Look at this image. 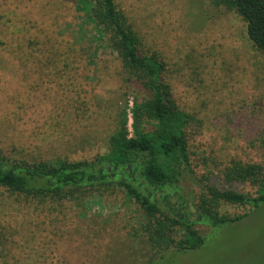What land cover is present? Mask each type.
<instances>
[{
  "label": "rangeland",
  "instance_id": "rangeland-1",
  "mask_svg": "<svg viewBox=\"0 0 264 264\" xmlns=\"http://www.w3.org/2000/svg\"><path fill=\"white\" fill-rule=\"evenodd\" d=\"M143 45L167 62L179 107L193 115L191 167L180 184L194 221L204 176L226 188L232 163L264 166V51L246 22L213 0H115ZM89 0H0V149L36 163L90 160L106 151L116 117L134 134L135 95ZM167 209L180 206L170 197ZM181 213V212H180ZM242 221L212 228L197 250L154 251L142 212L117 185L44 201L0 187V264H264V206L223 204ZM137 230L139 232H137ZM148 247V248H147ZM153 251V252H152ZM154 263V262H153Z\"/></svg>",
  "mask_w": 264,
  "mask_h": 264
},
{
  "label": "trees",
  "instance_id": "trees-1",
  "mask_svg": "<svg viewBox=\"0 0 264 264\" xmlns=\"http://www.w3.org/2000/svg\"><path fill=\"white\" fill-rule=\"evenodd\" d=\"M89 1L94 3V24L118 53L128 82L141 88L134 100V134L130 137L124 111L116 117L115 131L107 140L106 151L90 160L29 163L0 149V187L40 201L46 198L64 201L80 192H101L117 185L142 212L139 228L148 236L147 246L151 250H197L205 245L206 237L194 225L216 228L245 218V215L235 218L221 215L223 204L250 206L253 210L264 206V166L235 162L221 171L226 183H248L255 193L226 188L215 174L204 176L200 181L198 217L191 221L183 213L187 203L180 184L190 172L188 130L194 117L181 109L173 97L166 80L167 62L143 45L115 0ZM213 2L217 7L235 11L246 22L250 40L264 51V0ZM168 197L181 205L178 214L173 215L167 209ZM149 260L147 264H165Z\"/></svg>",
  "mask_w": 264,
  "mask_h": 264
}]
</instances>
